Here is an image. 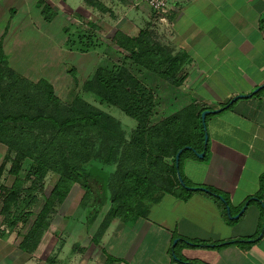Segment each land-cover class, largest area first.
<instances>
[{
  "label": "crops",
  "instance_id": "crops-1",
  "mask_svg": "<svg viewBox=\"0 0 264 264\" xmlns=\"http://www.w3.org/2000/svg\"><path fill=\"white\" fill-rule=\"evenodd\" d=\"M171 7L161 21L137 0H0V44L15 73L32 81L45 79L55 88L67 65L58 54H78L71 50V18L81 13L94 21L102 8L121 40L140 41L138 46L150 47L154 56L165 55L167 65L178 61L173 70L175 80L182 82L177 95L206 109L223 108L264 84V0H173ZM30 30L46 40L35 54L44 59L37 77L14 67L26 64L21 34ZM232 104L208 115L209 159L188 158L183 175L194 186L227 193L232 215L246 206L239 219L232 223L223 207L201 190L187 200L165 193L149 205L146 216L112 219L97 238L98 250L85 248L92 238L79 232L67 237L69 248L46 249L54 255L49 264H184L174 254L198 264H264V89ZM194 241L210 244H190ZM37 251L26 250L28 261L22 264H35Z\"/></svg>",
  "mask_w": 264,
  "mask_h": 264
},
{
  "label": "rangeland",
  "instance_id": "rangeland-1",
  "mask_svg": "<svg viewBox=\"0 0 264 264\" xmlns=\"http://www.w3.org/2000/svg\"><path fill=\"white\" fill-rule=\"evenodd\" d=\"M107 12V9L100 8V13L98 17H94V21L86 19L81 13L71 18L72 28L69 30L73 40L71 41L72 49L71 47L70 49L78 54H58V60L61 59L68 66H64V79L54 83V90L61 100V105H72L79 99L113 117L119 123L126 141L130 142L134 131L139 126L138 121L123 110L120 106L123 101H120V97L115 92H106L100 88L95 80L99 70L111 74L126 70L143 87L151 90L152 111L155 113L151 124L167 118L174 111L185 106L189 100L187 97L177 95L181 93V87L178 84H182L179 81L180 78L177 84H173L170 80L162 78L153 68H147L133 60L131 53L121 45L126 40L116 36V27L106 21ZM54 26L55 23L51 28L53 32L56 31ZM44 37L40 32L31 30L21 34V38L27 45L25 62L28 65L21 64L14 66L15 68L27 72L31 70L35 77L43 73L44 66L40 65L44 59H36L35 54H39L38 50L44 49L46 44ZM132 41L137 43L136 45L141 44L140 41ZM66 48L68 49L67 45ZM149 49L151 50L150 47ZM21 61L22 59L19 60ZM164 61H166L165 55L160 56L156 63ZM71 68L75 70L69 72ZM11 81L6 79L3 82L5 91L7 89L10 91L5 100L0 99V117L6 118L4 122L7 124V127L4 125L0 134V167L3 165L0 186H12L16 181L15 176L9 172L11 161L5 159L8 153L5 141L18 142L16 146L25 150L31 147L34 156L25 160L19 175L23 192L20 193L17 205L9 213L3 214L0 204L1 259H4V264L10 261L11 264H22L28 261L26 250L36 252L40 248L44 252L40 254L38 251L41 250L37 251L35 264H49L54 260V255L49 256L46 249H58L60 246L69 248L67 237L77 232L81 233L82 238L86 236L92 238L91 244L85 248L98 250L97 238L101 236L104 225L109 219L112 197L121 183L119 166L125 147L120 149L118 155L113 151L111 154L109 152L110 157H108V145L100 133L91 131L82 142L74 137L63 139L57 137L54 126L44 120L32 123L35 128L31 130V133L26 134V127H29L30 123L28 121H32L30 119L40 115L61 118V112L57 113L58 110L61 111V108L57 109L53 102L47 101V92L37 88L40 81L29 80L23 85L18 83L8 88L10 84L7 85V82L11 83ZM49 83L52 85V82ZM26 114L30 119L26 120ZM67 140L81 143L71 151L72 145ZM39 154L48 156L50 168L45 178L34 185L32 184L34 178H27V176ZM63 155L70 158L85 174L99 176L103 183L104 194L99 195L97 185L92 182L95 186V195L90 197L86 205L84 200L89 197L86 189L77 183H70L66 198L62 200L55 198L52 192L61 178L57 162L60 164ZM187 155L193 160L200 161V158L193 156L191 152ZM12 156H15V152ZM186 163V161L182 163V172H185ZM32 185L34 188H31ZM28 188L31 189L28 190ZM86 228L87 235H85ZM29 234L33 237L26 241ZM73 246L74 249H78L77 246ZM23 249L25 253L21 256ZM174 257L177 260V254H174Z\"/></svg>",
  "mask_w": 264,
  "mask_h": 264
},
{
  "label": "trees",
  "instance_id": "trees-1",
  "mask_svg": "<svg viewBox=\"0 0 264 264\" xmlns=\"http://www.w3.org/2000/svg\"><path fill=\"white\" fill-rule=\"evenodd\" d=\"M121 45L127 52L131 53L133 60L137 63L147 68H153L162 78L170 80L173 84L177 82L173 70L178 61L172 62V66L167 65L166 61L157 64L156 60L158 58L154 56V51H151L149 47L136 45L132 39L121 43ZM95 77L100 88L106 92H115L120 97V101H123V104L120 103L121 105H119L129 116L138 121L139 126L134 131L130 142L126 141L119 123L107 113L79 99L72 105H61V100L56 95L54 87L45 79L40 80L37 88L47 92V101L53 102L57 109L61 108V111L58 110L57 113L61 112L62 116L60 118L58 116L43 117L40 115L30 119L26 114V120L28 118L32 120L28 121L30 123L29 127H26V134L31 133V130L35 128L32 123L44 120L54 126L57 137L63 139L74 137L82 142L91 131L100 133L104 140L106 139L108 157H110L111 151L118 155L120 149L125 147L123 159L119 166L121 183L112 197L109 219L103 229L115 218L131 221L146 216L149 205L159 201L165 193H172L183 200H187L196 191L190 189V187L204 188L205 191L203 192L216 200L223 207L225 215L229 216L227 207L230 206L231 208V201L227 193L210 186H194V184L188 182L182 172V163L190 158L187 155L189 152L198 159V154L205 152L204 158H200V160L207 161L209 159L210 144L209 142L205 143V131L202 122V112L206 108L194 100H189L185 106L174 111L167 118L151 124V120L155 115L152 111L153 95L151 90L143 87L126 70L118 74L105 73L104 70H99ZM6 79L12 80L11 83L7 82V85L10 84L8 88L18 83L23 85L29 81L9 67L0 44V99L4 100L7 98L8 91H10V89L5 91L3 87V82ZM232 105L228 103L223 106L230 107ZM5 119L2 116L0 117V134L4 129V125L7 127L4 122ZM67 142L72 145L71 151L81 143L72 140H67ZM16 143L18 142L11 143L8 140L4 143L8 148L5 159L11 161L9 172L15 176L16 181L12 186H0V204L2 205L3 214L9 213L17 205L20 193L23 192L19 175L25 160L34 156L31 147L25 150L16 146ZM180 149H184L180 156V171L186 186L181 185L177 177L176 154ZM13 152H15V156H12ZM47 157V155L39 154L35 158V163L31 166L27 176V178H34L32 184H39L45 178L50 168ZM57 167L61 171V178L52 192L55 198L65 199L69 192L70 183H77L86 189L89 195L84 200L86 205H88L90 197L95 195L90 187L92 182L97 185L98 194H104L101 178L85 174L66 155L61 156L60 164L57 162ZM2 173L3 165L0 167V179ZM31 188H34L33 185ZM31 188H28V190ZM229 220L232 223L236 221L230 216ZM32 237L33 235L29 234L26 241ZM233 242L246 243L247 241L234 240ZM226 243L212 244V246L219 247ZM190 244L209 246L210 243L194 241ZM177 260L184 264H198L182 257H178Z\"/></svg>",
  "mask_w": 264,
  "mask_h": 264
},
{
  "label": "water",
  "instance_id": "water-1",
  "mask_svg": "<svg viewBox=\"0 0 264 264\" xmlns=\"http://www.w3.org/2000/svg\"><path fill=\"white\" fill-rule=\"evenodd\" d=\"M264 89V84L257 87L251 94H248V95H240V96H236L234 97L231 101H230V104L234 103L235 101H237L239 98H246V97H251L257 93H259L261 90ZM226 107V106H225ZM225 107L223 108H220V109H216V110H210V109H206L202 112V122H203V126H204V131H205V143L207 144L209 142V134H208V128H207V116L210 115V114H216V113H219L220 111H222ZM188 148V147H187ZM184 151V149H180L178 151V153L176 154V168H177V177L179 179V182L181 183V185L183 186H186L185 182H184V179L181 175V171H180V156L182 154V152ZM199 158L203 159L204 156H205V152H202V153H199L198 154ZM90 187H91V190L93 192H95V186L91 183L90 184ZM190 189H193V190H202V191H205L204 188L202 187H190ZM246 209V206L236 215H232L231 214V208L230 206L227 207V212L229 214V216L232 218V219H239L241 217V215L244 213ZM264 233V227H263V232L261 234V236L263 235ZM176 241L174 242V244H176Z\"/></svg>",
  "mask_w": 264,
  "mask_h": 264
},
{
  "label": "built area",
  "instance_id": "built-area-1",
  "mask_svg": "<svg viewBox=\"0 0 264 264\" xmlns=\"http://www.w3.org/2000/svg\"><path fill=\"white\" fill-rule=\"evenodd\" d=\"M141 4L147 5L161 21H166L167 15L171 11L173 0H137Z\"/></svg>",
  "mask_w": 264,
  "mask_h": 264
}]
</instances>
